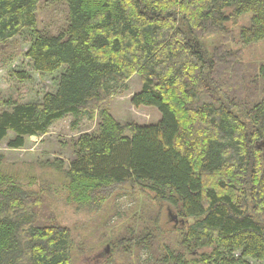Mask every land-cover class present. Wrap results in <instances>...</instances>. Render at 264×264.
Segmentation results:
<instances>
[{
	"label": "trees",
	"instance_id": "trees-1",
	"mask_svg": "<svg viewBox=\"0 0 264 264\" xmlns=\"http://www.w3.org/2000/svg\"><path fill=\"white\" fill-rule=\"evenodd\" d=\"M40 1L0 0V51L30 31L25 58L34 72L62 73L40 103H8L0 145L7 139L8 149H21L65 117L75 128L95 113L96 131L73 142L64 170L72 203L99 211L105 189L130 183L167 203L180 221L175 243L151 264L262 262L264 63L245 79L238 52L219 45L210 53L204 43L218 34L228 40L225 25L244 16L250 22L239 30L240 43L263 41L264 0H53L67 10L56 34L38 29ZM134 75L141 91L130 102L156 108V124H121L99 105ZM3 160L0 154V167ZM41 203L0 172V264L70 263L71 231L39 222Z\"/></svg>",
	"mask_w": 264,
	"mask_h": 264
},
{
	"label": "rangeland",
	"instance_id": "rangeland-1",
	"mask_svg": "<svg viewBox=\"0 0 264 264\" xmlns=\"http://www.w3.org/2000/svg\"><path fill=\"white\" fill-rule=\"evenodd\" d=\"M66 15L62 2L41 0L37 9L38 29L56 34L65 27ZM249 22L250 16L238 19L236 24L230 22L225 25L230 33L228 40L218 34L206 38L204 43L210 53L219 45L238 52L245 79L264 63V40L247 46L239 41L240 28L248 26ZM32 40V33L25 30L1 48L0 113L9 110V102L40 103L46 94L57 90L62 71L51 75L36 73L25 58ZM21 72L28 80L17 78L16 73ZM125 86L124 91H115L110 99L99 105L106 106L121 124H156L161 117L156 108H135L130 102L141 91L140 77L134 75ZM73 122L68 116L53 123L47 134L26 138L24 147L18 150L8 149L6 139L0 145V154L4 157L0 172L13 177L25 191L41 199L39 222L53 221L70 229L74 246L69 264H151L163 245L175 243L179 218L167 203L154 200L151 193L130 183L105 189L99 211L79 208L72 203L65 189L64 170L73 160V142L80 134L95 132L98 117L94 113L92 119L83 118L75 128ZM144 230L150 234L148 239L140 237ZM248 262L264 264V260Z\"/></svg>",
	"mask_w": 264,
	"mask_h": 264
},
{
	"label": "water",
	"instance_id": "water-1",
	"mask_svg": "<svg viewBox=\"0 0 264 264\" xmlns=\"http://www.w3.org/2000/svg\"><path fill=\"white\" fill-rule=\"evenodd\" d=\"M173 219H176V217H174ZM105 253H107V250L105 251Z\"/></svg>",
	"mask_w": 264,
	"mask_h": 264
}]
</instances>
